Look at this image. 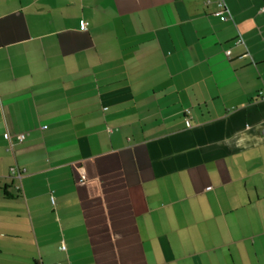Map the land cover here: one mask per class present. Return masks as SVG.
I'll use <instances>...</instances> for the list:
<instances>
[{
    "label": "crops",
    "instance_id": "crops-1",
    "mask_svg": "<svg viewBox=\"0 0 264 264\" xmlns=\"http://www.w3.org/2000/svg\"><path fill=\"white\" fill-rule=\"evenodd\" d=\"M219 1L0 0V264H264V0Z\"/></svg>",
    "mask_w": 264,
    "mask_h": 264
},
{
    "label": "built area",
    "instance_id": "built-area-1",
    "mask_svg": "<svg viewBox=\"0 0 264 264\" xmlns=\"http://www.w3.org/2000/svg\"><path fill=\"white\" fill-rule=\"evenodd\" d=\"M218 5H219V7L221 8V10H219L216 14H217V15H220V14L223 13V11H224V9H225L226 7H225V3H224L223 0H220L219 3H218ZM237 42H238V43L242 42V38H239V39L237 40ZM226 53H227V54H230V53H231V50H227ZM23 139H24V134H20V135H19V141H23ZM13 174L16 175V176H18V177H20V176L22 175V170H18V169H17V170H13Z\"/></svg>",
    "mask_w": 264,
    "mask_h": 264
}]
</instances>
